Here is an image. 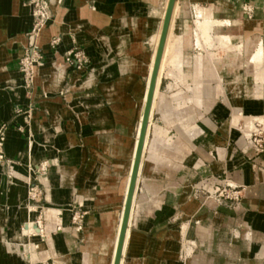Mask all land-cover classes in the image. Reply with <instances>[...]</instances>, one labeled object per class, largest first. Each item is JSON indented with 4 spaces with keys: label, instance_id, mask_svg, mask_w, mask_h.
<instances>
[{
    "label": "crops",
    "instance_id": "crops-1",
    "mask_svg": "<svg viewBox=\"0 0 264 264\" xmlns=\"http://www.w3.org/2000/svg\"><path fill=\"white\" fill-rule=\"evenodd\" d=\"M13 1L0 0L15 11L0 12V85L12 90L19 88L11 81L20 76L16 58L24 41L19 2L14 1L15 6ZM178 2L187 7L180 19L192 18L190 26L196 5L212 8L222 21L218 30L214 26L213 35H238L243 46L234 65L222 47L207 48L221 57L216 70L222 75L217 85L223 93L215 96L214 81L205 84L204 104L197 109L194 125L185 124L175 102V108L167 110L162 95L158 110L163 122L154 124L151 117L148 127L136 180L142 196L135 205L137 189L130 210L136 222L128 224L123 264H264V152L256 154L230 120L234 106L245 116H263L264 122V95L257 99L247 90L253 66L247 64L251 49L244 44L247 36L264 43V0ZM163 7L164 0H61L40 43L61 35L66 51L67 43L73 42L88 55L83 73L68 71L61 108L48 98L46 112L32 109L25 122V112L15 115L7 92L0 90L8 158L7 164L0 162V264H27L20 234L28 217L24 206L28 183L34 177L27 165L41 159L48 170L45 181L39 177L49 201L43 212L50 225L61 220L64 229L52 237L53 226H48L43 248L31 251L35 257L31 264L107 263L134 157L143 88L150 76V40L160 26ZM65 69L61 62L48 60L35 79L33 95L40 85L59 91ZM166 79L167 87L175 84ZM22 94L23 89L18 97L12 95L20 100ZM237 123L240 127L243 119ZM27 126L32 130L30 146ZM221 181L241 190L234 204L207 196ZM73 209L84 213L79 232L70 228Z\"/></svg>",
    "mask_w": 264,
    "mask_h": 264
},
{
    "label": "rangeland",
    "instance_id": "rangeland-1",
    "mask_svg": "<svg viewBox=\"0 0 264 264\" xmlns=\"http://www.w3.org/2000/svg\"><path fill=\"white\" fill-rule=\"evenodd\" d=\"M201 1H203V5L206 4V0H201ZM252 1L258 2L259 0H252ZM181 7H183V6H180L178 0H176V2L174 4V8L172 10V15H171V17L174 18V28L173 29L171 28V22H170L166 41L168 39L170 32H172V33H173V31L175 32V27H176V25H178L179 22H180V24H179L180 28H179L178 32H180V40L182 41L183 37H184L183 31H185L186 25L188 26L189 45L187 46L185 43L182 42L183 46L181 49L185 53L188 52L190 57L192 58V60H191L192 61V68L190 70L192 75L182 77V75H180V72L182 70L180 68H173V67H171V69L173 68L171 70L172 73L170 75H168L167 70L170 67V65H168V66L163 65L162 66V59H161L159 72H158V84H157L156 89L159 90V92L162 95H165L164 97L167 100L166 101L167 110L172 108V107L175 108L174 105L172 104L174 101L172 102V100L170 98L171 94L176 92V91H181V94H183L182 100L185 99L186 102H184L185 100L184 101L180 100L181 105L177 106V108H179L183 111L182 112L183 118L186 119L185 124L187 126H189V125L191 126V125L195 124L194 121H195V117H197V109L202 107L204 104L202 101L200 103H196L193 100V97L195 95L194 91H193V88H194V82L193 81L195 79L194 75H193V73H195L194 66H197L196 63H198V62L200 63V65H199L200 75L197 79L199 81L201 80L200 82H202V99H203V94L206 92L205 84L207 82H209V83L211 81L215 82V86L213 88L214 89L213 92L215 93V96L222 94L223 93L222 86L217 85L220 83V81L222 79V75L219 74L218 71L216 70V67L218 66V64L221 63V61H220L221 57L217 56L213 52L207 51V48L222 47L226 51V56L229 58L230 64L234 65L236 60H237L236 58L239 54V50L243 46V42L240 43L241 37L238 35H224V34H221L218 32H216L215 35H213L212 31H213L214 26H215V30H218L220 27L219 25L222 24V21L217 20L216 17H214V10L212 8L207 9V8H204V7L199 6V5L195 6L196 18L194 19V24L193 25L191 24V26L193 27V29H192V27L190 26L191 22L189 23V21H188V20H191L192 18L189 17L188 20L184 19L183 21H181V19H180L181 15L185 16L187 13L186 5H184V7H185L184 10H182ZM44 28H45V25L42 28V30L40 31L39 36L37 37L38 40H40V36H41ZM159 32H160V26H159L158 30L155 32V34L159 33ZM153 36H152V38H153ZM244 44H245L246 49H248V50L251 49V52L249 54H247V64L250 63L253 66L252 71L248 74V78L250 80V83L248 84V88H247L248 93L252 94L253 88L260 91V92H264V83H263V81H264V43H263V41H260L256 36H247ZM165 46H166V43H165ZM191 48H196L198 50H205V53L198 52V53L192 54ZM162 58H163V55H162ZM42 67L43 66H40V67L33 66L32 85L27 84L24 80L25 90H24L23 96H24L25 100L21 103L16 102V105L21 106L20 109H19V107L15 108V106H14L15 102H14V100H11V97H10L11 90L10 89L5 90V87H0V90L4 89L7 92L8 96H9V103L11 105V108H12L14 114L18 115V114L25 112V116H24L25 122L30 120V118L32 116L31 115L32 109H37L39 111L46 112V110H47V105H46L47 101L46 100L48 98L49 99L50 98L55 99L56 104H59L60 108H61L62 102L60 99L64 93L63 89H60V91H56V92L51 91V90L45 91L44 86L40 85L39 88H36V92L33 95L35 79H36V77L40 76V73H41L40 69ZM183 72H185L184 68H183ZM178 76H179V81L177 80ZM165 77L166 78H172L175 81V84H174L175 87L176 86L178 87V84H181L182 88L176 87L177 89L174 90V87H173L174 85H168V87H167V81H169V79L167 80ZM148 78H149V75H147V81H148ZM161 79H162V83L160 84ZM46 81H47V79H44L42 84L44 85V83ZM258 81H261V83H258ZM159 85H160V89H159ZM188 86H189V90H187ZM7 87H11V86H7ZM169 88H171V89H169ZM156 89H155V92H156ZM146 91H147V84L143 88V92H144L142 94L143 105H144V100H145V96H146ZM171 91H173V92H171ZM155 92H154V96H155ZM263 95H264V93H262V96L260 95L259 97H257V99H261L263 97ZM32 99H34L35 101H33ZM40 99H42V101L38 102V100H40ZM153 101H154V97H153ZM38 103H39V106H37ZM247 103L250 104L252 102H247ZM143 105L140 109L141 113L139 116V122H140V119L142 116ZM163 105H165V102L163 103ZM152 106H153V103H152ZM154 109H156V108L151 107V115L154 111L153 117H152L153 123L154 124H162L163 121H162V117H161L159 110H157V109L154 110ZM166 114L168 115V113H166ZM236 114H241L239 116V119H238L239 123H240V119H242L244 117L243 118V124H245L244 119L247 117H250V116L243 115L241 113V110L239 109V107L233 106L231 109L230 120ZM170 117H173V115H170ZM254 117H260V116H254ZM228 118H229V116H228ZM262 119H263V116H262ZM261 120H254L248 128H245L247 126L242 124L240 126L242 129H240V130L247 133L255 127L257 129H259L258 126H263V128H264V122H261ZM255 121H258L259 123H257V125L254 127ZM150 123H151V118L149 119L148 127L150 126ZM4 125H5V129H6L7 123H4ZM26 129H27L28 134L27 135L25 134V137L27 138L28 145L30 146V145H32V140H31V135H30L32 133V130H31V128L29 129V126H27ZM138 130H139V123H138L137 133H138ZM146 135H147V133H146ZM243 135L245 136V133H243ZM135 139H137V137ZM145 141H146V138H145ZM45 146H46V144H45ZM46 164H47V161L45 159H41L38 161V163H36L34 165H30V164L27 165V168L29 171L31 170L30 172L32 173L33 176H34V173L36 176L38 175V173H40V175H42V174H46L48 171V170H46V167H45ZM36 166H38L39 168L37 170H34V172H33V168H35ZM40 175H39V177H40ZM33 183L37 184V188L41 191V194L43 193L42 190H44V193H45L44 186H41L37 182V180H34ZM41 196L42 195H40L38 201H40V205L43 206L41 208V210L45 211V207H46L45 201L42 200ZM26 198H27V201H26ZM26 198L24 200V206L26 208V214L25 215H28V217L26 218L25 223L30 218L32 219L31 215H33V211L36 209L35 205H32L31 208L27 207V205H31V204H29V201L37 202V200H33V199L29 198L28 191H27ZM32 221H33V219H32ZM37 223L40 224V221H37ZM75 227H78L77 232H79L81 227L80 226H75ZM128 233H129V227L127 228V231H126L124 247H123V252H122V261H123V255L125 253V245H126L125 242L127 241ZM22 236L26 238L29 235L24 233V234H22ZM37 238H38V240L36 241L37 243H36L35 247H31L29 245V243H27V242H24L23 244L21 243L22 244V260H23V262H24V260H27V264H31V262L35 261V259H32V254H31L32 249H36V248L41 249V248H43L42 246L46 243V240L42 239L40 236L37 235ZM25 251H28V255L25 254ZM23 264H25V263H23Z\"/></svg>",
    "mask_w": 264,
    "mask_h": 264
},
{
    "label": "water",
    "instance_id": "water-1",
    "mask_svg": "<svg viewBox=\"0 0 264 264\" xmlns=\"http://www.w3.org/2000/svg\"><path fill=\"white\" fill-rule=\"evenodd\" d=\"M14 1L19 2L18 5L20 6V11H18V12L20 13V15L22 16L23 21H24L23 22L24 24L22 23L23 25L20 26L21 27L20 28L21 29L20 34L24 38V41L21 43L20 53H19L18 57L16 58V65H17V68H18V71L20 74L21 86H22L23 94H24L25 83H24V78H23L21 59L24 56L25 50L29 48L28 47L29 40H28L27 34L32 29L34 18H35V11L31 7V5L29 4V0H14ZM14 1H13V4H14ZM60 2H61V0H46V5L50 10L51 16L45 22V26L48 23V21L52 18V16L55 15L56 8L59 6ZM175 2H176V0H167L166 6L164 9V13H163V16H162L160 24H159L160 25L159 39H158L155 54H154V60H153L151 73H150V76H149L148 81L146 83L147 84V91H146V96H145V100H144L142 116H141V119L139 122V130H138V133L136 136L137 140H136V146H135V151H134V157H133L132 166L130 169V177H129V181H128V185H127V189H126V194H125V198H124V203H123V207H122V211H121L120 226L118 229L117 240H116V245H115V249H114L112 264H120V260L122 257L123 245H124V238H125L126 230L128 228L129 221L131 220L130 225L136 222V214L133 213L131 215V218H130V210H131L132 201L134 198V193L137 192V189H138V194H137V199L135 200V205L137 203V206H138L139 200L142 196V194H141L142 189H141V187H136V180H137L139 167L141 164V158H142L146 133L148 131V122H149V119L151 117H153V113H154V111H153V113L151 115V104H152L154 89H155V85H156V79H157L158 69H159V65H160V60H161V56H162V52H163V48H164V44H165V40H166V35L168 32V28H169L170 18L172 15V10H173ZM19 6L17 7L18 10H19ZM23 9H27L26 13L25 12L23 13V11H22ZM1 11L3 14H7L8 12L9 13L15 12L14 10L11 11V9L9 8V5H4L2 2H0V12ZM54 37H57L58 41H57V43L52 45L51 40ZM37 46H38L39 56L32 61V71H33V66H37V67L44 66L45 63L50 59H52L54 61L61 62L62 64H64L66 69H65L63 80L60 84V89H62V87H63L62 84H63L64 80L66 79V75H67L68 71H77L78 73H83L85 71L84 70V67L86 65L85 60L83 61L82 65L79 68L77 67V65L75 63L71 64L65 60L64 54H65L66 50H65L64 45L62 44V36L61 35H55L53 37H50L45 43H40V40L37 39ZM62 46H63V48H61ZM66 46H68L69 48L77 47L80 49V47H78L77 44L73 43V42L67 43ZM84 54H85V58H87L88 55L86 53H84ZM32 78H33V74H32ZM160 84H161V82H160ZM0 87H3V86H0ZM44 88H45V86H44ZM6 89L11 90L10 97H11V100H14V102H15V105H14L15 108L19 107V109H20L21 106L16 105V102L21 103L25 100L23 94H22V98L20 100L19 99L16 100V99H14V97L12 95L13 94L12 88L11 87H5V90ZM60 89H59V91H60ZM48 90H51V89L45 88V91H48ZM154 110H156V109H154ZM2 124H4V122L0 123V126ZM245 138L249 140L250 139V133L248 136H245ZM5 139H6V133H5ZM151 142H152V139H151ZM4 143H5V141H4ZM3 154H4V158L0 162L4 161L5 164H7L8 158L6 157L5 152H4V145H3ZM38 168H39L38 166L33 168V172H34V170H37ZM12 174H13V172L10 173V175H12ZM39 175H40V173H38L37 176L34 173V177L28 183L29 188H31L33 186H37V184L33 183L34 180H37V182L41 186H43V184L39 180ZM142 183H143V181H142ZM226 183L229 186H232V187L235 186L232 183H230L229 181L228 182L226 181ZM42 191L44 193V190H42ZM43 193L41 194L42 195L41 197H42V200L45 201V205L47 206L49 201H48V198L46 196V191L44 194ZM138 196H139V199H138ZM220 203L221 204H234L235 201L220 200ZM29 204L35 205V207H36V209L33 211V217L32 218H33L34 227L36 228V231H37V235L40 236L42 239L48 238L47 229H48V226L50 225V223L46 219L44 212L41 210V208L43 206L40 205V201H37V202L29 201ZM76 212H77V217H74ZM83 214L84 213L82 211H79L78 209L72 210V212L70 214V219H71L70 228L74 229L75 226H81L80 224L82 223V219L84 216ZM38 216H40V219H39L40 224L37 223V217ZM56 216L59 217V216H61V214L57 213ZM52 226H53L52 230L49 231V234L52 237H53V233L57 234L58 232H60L64 229V226L62 225L61 220L52 224ZM25 254L28 255V251H25ZM40 261L41 262L39 264H47L45 260H40Z\"/></svg>",
    "mask_w": 264,
    "mask_h": 264
},
{
    "label": "bare ground",
    "instance_id": "bare-ground-1",
    "mask_svg": "<svg viewBox=\"0 0 264 264\" xmlns=\"http://www.w3.org/2000/svg\"><path fill=\"white\" fill-rule=\"evenodd\" d=\"M166 3H167V0H164V7L162 8L163 9V13H164V9H165V6H166ZM174 8V7H173ZM182 10L185 9L184 5L183 7H181ZM163 15V14H162ZM170 22H171V28L173 29L174 28V18L171 17L170 18ZM170 24V23H169ZM180 22L178 23V25H176L175 27V32L173 31L170 32L169 36H168V39L167 41L165 40V43H166V46L164 44V48H163V52H162V55H163V58L161 56V59H162V66L166 65H170V67L168 68L167 70V74L170 75L172 73V69L173 68H180L182 71L180 72V75H182V77L184 76H189V75H192L190 70L192 68V58L190 57L189 53L188 52H184L181 48L183 46V43H185L187 46L189 45V32H188V26L186 25V28H185V31L184 32V37H183V40L181 41L180 40V32H178L180 26H179ZM45 25V24H44ZM44 25L42 26V28L44 27ZM42 28L40 29V31L42 30ZM169 29V28H168ZM39 31V33H40ZM39 33H38V36H39ZM160 33V32H159ZM159 33H156L153 38H151V44H152V51L150 53V61H149V65H148V69H147V72H150L151 73V69H152V65H153V60H154V54H155V50H156V46H157V42H158V39H159ZM168 34V32H167ZM166 38H167V35H166ZM183 42V43H182ZM181 44V45H180ZM161 62V60H160ZM197 66H194L195 68V73H193L194 75V88H193V91H194V97H193V100L196 102V103H200L203 99H202V82H200L197 78L199 77L200 75V71H199V65L200 63H196ZM160 67V65H159ZM171 67H173L171 69ZM183 68L185 69V72H183ZM158 72H159V69H158ZM148 74V73H147ZM203 76V75H202ZM176 77V76H175ZM174 77V78H175ZM176 79V78H175ZM181 79V78H180ZM179 81V76H178V79ZM7 83H10V81H6ZM12 83H15V84H18L20 87L19 88H15L13 91L15 95H17L18 97V94H19V91L22 90V86H21V79H20V76L19 75H16L14 77V79L11 81ZM185 83V82H184ZM157 84H158V74H157V79H156V85H155V89L157 87ZM188 84V83H187ZM18 87V86H17ZM189 90V86L187 87ZM155 89H154V92H155ZM144 93V92H143ZM253 95H255V97H259L260 95L262 96V93L264 92H260L256 89L253 88ZM182 95L181 94V91H176L174 93L171 94L170 98L172 100V102L174 101L175 104H176V107L177 106H180V100H182ZM153 97H154V105L153 107L157 108V110L159 109L160 110V105H161V100L163 99V96L162 94L159 92V90L156 89V92H155V96L153 94ZM185 99H183L182 101H184ZM167 101V100H166ZM165 102V101H164ZM186 102V100L184 101ZM152 103H153V99H152ZM182 103V102H181ZM199 105V104H198ZM171 106V105H170ZM151 107H152V104H151ZM143 111V110H142ZM244 118V117H243ZM242 118V119H243ZM237 119H239V114H236L233 116V120L231 121V125L234 126V127H237L238 129H242L241 127H239L238 123H237ZM262 119V116L260 117H254V116H250V117H247L244 119L245 121V124L243 125H246L247 127L245 128H248L252 122L254 120H261ZM259 129H257L256 127L251 129L249 132H243L245 133V136H248L250 132H253V131H258ZM136 138V137H135ZM136 140L137 139H134V142H133V154H134V151H135V146H136ZM145 143V142H144ZM133 161V160H132ZM131 161V162H132ZM132 166V165H131ZM26 171V170H25ZM31 171V170H30ZM22 174V173H21ZM25 175V174H24ZM23 176V175H22ZM46 174H42L40 175V178L42 180L45 181L46 179ZM138 176V175H137ZM26 177V176H25ZM31 177V176H30ZM129 177H130V174L127 178V185H128V181H129ZM27 178V177H26ZM126 193V192H125ZM125 198V197H124ZM133 202V201H132ZM123 205V204H122ZM32 205H27L28 208H31ZM122 207V206H121ZM47 206L45 207V211H48L47 210ZM56 212V210H55ZM49 216V215H48ZM54 216V215H53ZM120 218H121V212L119 214V221H118V224H117V228H116V231L114 232L113 234V237H112V240H111V245L109 246L110 249H109V256H108V261L106 264H112V259H113V255H114V249H115V245H116V240H117V234H118V229H119V226H120ZM53 220V219H52ZM52 226V225H50ZM116 226V225H115ZM52 228V227H51ZM78 227H74V230L77 231ZM52 230V229H51ZM127 231V230H126ZM21 235L22 234H27L29 235L28 237H21V242L22 244L24 242H27L29 243V245L31 247H35L36 245V241L38 240L37 238V231H36V228L34 227V223L32 221V219L30 218L29 220H27L26 223L23 224V226L21 227V231H20ZM19 233V232H18ZM33 235V236H32ZM50 235V234H49ZM126 236V234H125ZM18 237H19V234H18ZM51 237V236H50ZM51 241V240H50ZM124 241H125V238H124ZM124 247V245H123ZM123 252V250H122ZM32 259H35L34 255H32ZM120 264H123V261H122V257H121V260H120Z\"/></svg>",
    "mask_w": 264,
    "mask_h": 264
},
{
    "label": "built area",
    "instance_id": "built-area-1",
    "mask_svg": "<svg viewBox=\"0 0 264 264\" xmlns=\"http://www.w3.org/2000/svg\"><path fill=\"white\" fill-rule=\"evenodd\" d=\"M29 4L35 11V18L33 26L28 35V49L25 50L24 56L21 59V66L23 71V77L27 84H32V61L39 56L38 46H37V37L40 29L45 24V22L50 18V10L46 5V0H29ZM58 38L54 37L51 40V44L57 43ZM65 60L71 64L75 63L79 68L83 61L85 60V54L82 50L77 47H71L64 54ZM258 131L250 132L251 145L256 154L264 152V128L263 126H258ZM5 125L0 126V161L3 160V145L5 141ZM240 189L236 186H229L226 181H221L217 183L213 190L207 193L208 197L214 198L215 200H228V201H237L239 200L241 194ZM29 198L33 200H38L41 191L37 186L29 188ZM76 214V213H75ZM77 217V215H74Z\"/></svg>",
    "mask_w": 264,
    "mask_h": 264
}]
</instances>
